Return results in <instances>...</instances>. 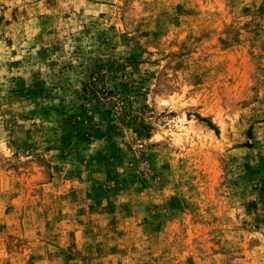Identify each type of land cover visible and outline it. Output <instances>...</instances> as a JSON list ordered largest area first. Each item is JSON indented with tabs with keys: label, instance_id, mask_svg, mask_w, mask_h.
Masks as SVG:
<instances>
[{
	"label": "rangeland",
	"instance_id": "374dc122",
	"mask_svg": "<svg viewBox=\"0 0 264 264\" xmlns=\"http://www.w3.org/2000/svg\"><path fill=\"white\" fill-rule=\"evenodd\" d=\"M0 264H264V0H0Z\"/></svg>",
	"mask_w": 264,
	"mask_h": 264
}]
</instances>
